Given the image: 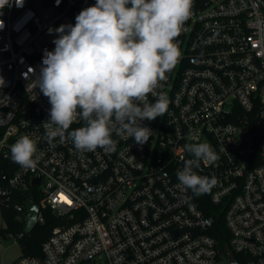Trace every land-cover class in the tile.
Masks as SVG:
<instances>
[{"label":"built area","instance_id":"built-area-1","mask_svg":"<svg viewBox=\"0 0 264 264\" xmlns=\"http://www.w3.org/2000/svg\"><path fill=\"white\" fill-rule=\"evenodd\" d=\"M95 3L12 0L0 10V97L8 98L0 99V243L31 234L10 232L17 216L27 224L29 200L39 208L36 226L47 208L58 222L40 256L11 264H225V246L210 234L220 214L234 255L264 264V0H193L174 41L180 56L156 89L167 112L141 122L152 130L147 143L113 132L111 152H81L59 137L50 146L51 105L33 81L45 49L55 48L54 30L75 25ZM82 126L77 119L69 131ZM24 135L37 143L35 168L11 160ZM200 142L219 158L194 169L216 178L209 193L194 196L177 173L192 158L185 145Z\"/></svg>","mask_w":264,"mask_h":264},{"label":"clouds","instance_id":"clouds-1","mask_svg":"<svg viewBox=\"0 0 264 264\" xmlns=\"http://www.w3.org/2000/svg\"><path fill=\"white\" fill-rule=\"evenodd\" d=\"M11 3L0 0V10ZM16 3L19 6L22 0ZM192 5L193 0H96L80 11L75 25L56 28L55 48L45 49L40 73L33 81L51 105L45 122L47 143L54 146L57 137L61 142L67 138L81 152L98 148L111 152L115 150L113 132L136 144L147 143L152 130L141 122L167 112L169 100L162 92L157 95L156 89L177 63L180 51L174 41ZM150 95L156 96L154 102H149ZM77 119L83 126L69 131ZM37 150L36 141L21 136L10 147L11 160L35 168ZM185 150L192 158L177 173L179 183L194 196L209 193L216 178L198 175L194 169L202 161L215 162L218 154L207 142L188 143Z\"/></svg>","mask_w":264,"mask_h":264},{"label":"trees","instance_id":"trees-1","mask_svg":"<svg viewBox=\"0 0 264 264\" xmlns=\"http://www.w3.org/2000/svg\"><path fill=\"white\" fill-rule=\"evenodd\" d=\"M214 209L215 208L210 202L204 203V210L207 211L208 214H214ZM43 212L46 217L45 224H38L31 232V234L24 239V244L26 245V248H24V250L26 255L40 256L42 243L46 241L52 229L58 224L56 218L52 216V213L48 208L44 209ZM12 222L14 223H10V232L17 234L24 231L26 226L24 217L17 216L13 218ZM227 229L228 228H226L224 224L223 215L220 214L217 217L216 225L210 234L216 237L220 241V244L223 245V247L227 246V244H229L230 242V235ZM236 258L240 264H244V259L242 258V256L236 254Z\"/></svg>","mask_w":264,"mask_h":264},{"label":"rangeland","instance_id":"rangeland-1","mask_svg":"<svg viewBox=\"0 0 264 264\" xmlns=\"http://www.w3.org/2000/svg\"><path fill=\"white\" fill-rule=\"evenodd\" d=\"M0 254L3 256L5 264H11L20 259L25 254L24 239H18L16 236L10 234L7 240H3L0 243Z\"/></svg>","mask_w":264,"mask_h":264},{"label":"water","instance_id":"water-1","mask_svg":"<svg viewBox=\"0 0 264 264\" xmlns=\"http://www.w3.org/2000/svg\"><path fill=\"white\" fill-rule=\"evenodd\" d=\"M35 183H39V179H37L35 181ZM28 219H27V224L25 227V233L29 234L33 231V229L35 228L36 224H37V215L39 212V208L38 206L34 203V201L29 200L28 203ZM222 253H224L225 257V264H240L236 258V256L234 255V253L232 252L231 247L227 244V246H225L224 248L221 249Z\"/></svg>","mask_w":264,"mask_h":264}]
</instances>
